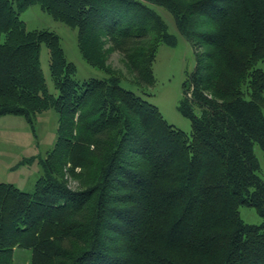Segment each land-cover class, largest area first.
Masks as SVG:
<instances>
[{
	"label": "trees",
	"instance_id": "trees-1",
	"mask_svg": "<svg viewBox=\"0 0 264 264\" xmlns=\"http://www.w3.org/2000/svg\"><path fill=\"white\" fill-rule=\"evenodd\" d=\"M34 5L76 29L82 58L106 78L76 79L60 36L27 29L21 14ZM156 7L196 55L178 108L190 134L148 100L159 46L176 42ZM49 109L57 141L33 192L0 181V264L22 249L29 264H264L254 152L264 153V0H0V118L22 116L36 132ZM241 206L262 223H245Z\"/></svg>",
	"mask_w": 264,
	"mask_h": 264
},
{
	"label": "rangeland",
	"instance_id": "rangeland-1",
	"mask_svg": "<svg viewBox=\"0 0 264 264\" xmlns=\"http://www.w3.org/2000/svg\"><path fill=\"white\" fill-rule=\"evenodd\" d=\"M157 13L168 26L169 33L175 36L173 45L161 44L153 66L155 84L151 88L152 96L148 100L157 106L164 119L176 128L191 133V121L180 111V103L186 96L185 83L196 68V55L190 43L178 31L173 16L161 7H156ZM28 30H47L60 36L61 44L67 59L77 67L76 79L83 82L91 78L103 79L106 74L88 64L81 56L77 31L61 22L55 21L38 5L31 6L21 14ZM110 63L116 71L127 69L122 56L113 53ZM41 64L49 89L54 92L48 64V50L45 45L41 49ZM125 88L136 91L134 83L125 81ZM189 87V85H188ZM187 87V88H188ZM191 91L187 96L191 97ZM196 114L200 108L193 104ZM36 132H33L27 120L22 116H4L0 118V181L14 184L25 192H33L36 181L43 174L42 160L54 148L57 141L58 114L49 109L37 115ZM255 156L260 165V175L264 180V153L259 145H255ZM80 168L76 172H80ZM68 187L75 191L80 187L71 173V164L64 168ZM241 219L250 225H260L262 216L254 207L241 206ZM31 252L18 250L15 253V264H29Z\"/></svg>",
	"mask_w": 264,
	"mask_h": 264
}]
</instances>
